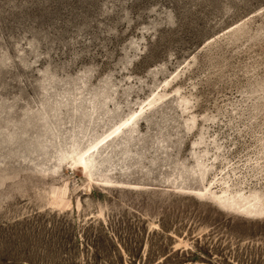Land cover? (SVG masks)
Listing matches in <instances>:
<instances>
[{
    "label": "rangeland",
    "instance_id": "1",
    "mask_svg": "<svg viewBox=\"0 0 264 264\" xmlns=\"http://www.w3.org/2000/svg\"><path fill=\"white\" fill-rule=\"evenodd\" d=\"M0 264H264V0H0Z\"/></svg>",
    "mask_w": 264,
    "mask_h": 264
}]
</instances>
